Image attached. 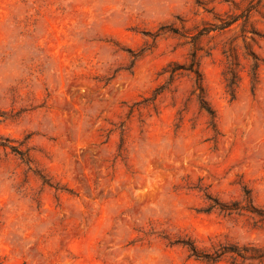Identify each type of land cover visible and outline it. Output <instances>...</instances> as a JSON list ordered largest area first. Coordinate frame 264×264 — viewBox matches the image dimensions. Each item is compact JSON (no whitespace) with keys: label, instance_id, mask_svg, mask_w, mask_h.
<instances>
[{"label":"rangeland","instance_id":"obj_1","mask_svg":"<svg viewBox=\"0 0 264 264\" xmlns=\"http://www.w3.org/2000/svg\"><path fill=\"white\" fill-rule=\"evenodd\" d=\"M181 242L264 264V0H0V264Z\"/></svg>","mask_w":264,"mask_h":264},{"label":"trees","instance_id":"obj_2","mask_svg":"<svg viewBox=\"0 0 264 264\" xmlns=\"http://www.w3.org/2000/svg\"><path fill=\"white\" fill-rule=\"evenodd\" d=\"M195 60L194 58L191 61V64L187 67V68H180L184 71H188L190 73H193L195 75V77L197 78L196 82H195V92L198 91L199 94H197V98L199 99V103L200 106L203 110H205L207 113H209L211 115V110H209V108L206 106L205 101L200 98L201 97V93H202V87L199 84V77L200 75L198 74L197 70H194L195 68ZM234 64L231 63L229 68H228V73H227V79L225 78V87L227 89V91L230 93L231 96H233L235 89L237 87V79L238 76L235 73L234 70ZM253 68L252 71H254V73H251V77H253L255 75V72L258 70L260 64H259V60H256L255 63H253ZM176 70H173L171 72V76L170 78L174 77V73ZM182 245L184 247L187 248L188 252L190 253V255L197 261L203 262L205 264H216L217 262L220 261V259L222 257L225 256H229V258L232 261H237L240 260L241 262L249 260V259H259V256H255L254 254H251V252L249 251H254L252 249H248L246 250V248H227V247H222L219 250L214 251L213 253H200L198 252V250L196 249V247L194 246L193 243L191 242H181ZM255 257V258H254Z\"/></svg>","mask_w":264,"mask_h":264}]
</instances>
